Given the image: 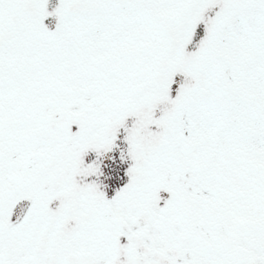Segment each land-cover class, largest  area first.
I'll list each match as a JSON object with an SVG mask.
<instances>
[{
  "label": "snow or ice",
  "instance_id": "1",
  "mask_svg": "<svg viewBox=\"0 0 264 264\" xmlns=\"http://www.w3.org/2000/svg\"><path fill=\"white\" fill-rule=\"evenodd\" d=\"M0 264H264V0H0Z\"/></svg>",
  "mask_w": 264,
  "mask_h": 264
}]
</instances>
